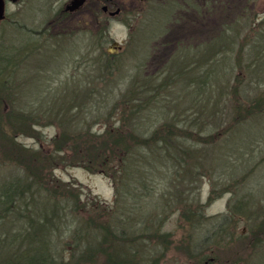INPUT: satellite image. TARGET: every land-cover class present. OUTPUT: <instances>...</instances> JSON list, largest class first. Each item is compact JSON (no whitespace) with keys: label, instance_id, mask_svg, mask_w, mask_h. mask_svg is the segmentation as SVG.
<instances>
[{"label":"rangeland","instance_id":"1","mask_svg":"<svg viewBox=\"0 0 264 264\" xmlns=\"http://www.w3.org/2000/svg\"><path fill=\"white\" fill-rule=\"evenodd\" d=\"M69 1L6 0L0 27V147L8 148L3 134L18 133L17 143L36 151L43 144L51 153L54 139L70 125L103 134L128 131L140 120L138 132L146 142L130 156L135 162L127 163L124 180L130 166L136 177L128 180L123 209L116 214L133 237L132 247L146 255L143 261L264 264V107L239 114L233 107L236 100L247 105L264 94V0H105L113 11L122 9L108 25L97 20V1L90 0L62 23L49 24ZM16 50L29 52L21 56L13 54ZM14 61L21 86L10 78ZM211 68L218 82L208 97L200 80ZM142 88H149L143 97L151 102L130 113L125 97ZM215 95L219 100L209 102ZM11 109L42 113V143L32 131L24 133L25 120L9 123ZM114 135L104 138L111 143ZM189 147L201 159L199 167L170 157ZM71 149L60 155V163H41L44 180L35 189L66 185L70 191L60 201L72 216L95 198L113 205L110 174L86 169ZM5 163L0 161V180L23 174ZM63 223L55 239L68 250L77 224Z\"/></svg>","mask_w":264,"mask_h":264},{"label":"trees","instance_id":"2","mask_svg":"<svg viewBox=\"0 0 264 264\" xmlns=\"http://www.w3.org/2000/svg\"><path fill=\"white\" fill-rule=\"evenodd\" d=\"M61 12L62 10L52 19L55 20L52 25L63 22L60 19ZM224 45L222 48H225ZM212 48L214 47L211 46L208 49V54L213 52ZM208 59L210 60V57ZM211 69L208 70L206 77L200 80L201 85L205 83L207 86L206 95L208 97L214 94L213 82H218L216 71ZM193 79L196 80L194 77ZM257 85V88H260L259 85L261 84L258 83ZM145 89L148 90L149 88ZM145 89H135L128 93L124 101L127 106L126 110L133 114L134 112L139 113L142 110V105L151 102L143 97ZM240 89L239 86L234 88L235 91ZM213 97L208 101L216 103V95L214 99ZM235 103L233 107H235L237 114L241 111L250 113L264 107V94L263 96L257 94L254 100L247 102V105H243L239 100H236ZM54 107L56 111V106ZM9 112L8 117L11 124L14 123V120L24 119L23 116L19 115H22L23 112L17 111V109L16 111L11 109ZM58 120L63 121V114L62 118ZM139 122L140 120L136 122L134 119L128 131L108 129L103 134L92 130H78L77 127L70 125L67 130H63L61 135L54 139L57 145H54L55 148L51 153L43 151V144L36 151L27 145L17 143L16 137L9 135L10 133L3 134L2 140L5 141L8 148L5 150V146L0 147L2 150L0 161L5 159V164L22 169L23 174L14 172L0 180V264H150L143 261L146 255L141 251L142 249L140 250V247H132L135 243L133 237L127 236L128 231L123 228L121 218L116 214V211L123 209L126 186L130 188L131 178L136 177H131V173H135V169L130 166L127 179L124 180L127 163L130 162L132 165L135 162L132 161L131 163L133 157L130 156L136 152L140 143L146 142L143 141L138 132L137 125ZM76 125L74 124V126ZM36 134L38 133L32 132V135L38 137L42 143L45 135L43 132L39 135ZM112 134L115 137L114 134L118 136L117 138L114 137L113 140L111 139L112 142L110 143L104 137H111ZM162 140L166 145H172L171 139L162 138ZM176 144L175 147L181 149L180 141H176ZM70 147L78 162L86 169L96 172L100 167L101 171L105 169L110 174L115 185L116 200L113 205L108 206V204L95 198L88 208L80 205L81 209L79 208L78 212L72 216L70 213H66L70 208L65 206V202L60 201V198L65 196L62 193L70 191L66 185H57L55 189L51 190L44 189L42 186L35 189L34 185H39L44 180L42 176L45 175V170L41 163L50 165L55 161H57L56 163L62 162L60 155H68V148ZM188 149H182V152L177 153V155L170 153V157L173 156V160L175 159L179 163L183 158L191 165L199 167L201 159L197 157L192 147ZM142 159L147 161V157ZM35 196L41 198L45 196V199L40 198L41 200H39ZM238 208L245 212V207L238 206ZM188 212L191 215L194 214L195 210L191 209ZM188 217L189 219L192 218ZM69 220H72L77 226L73 228L71 235L73 244L68 243L72 246L68 248L69 255L67 256L68 250L59 247V237L62 234L61 230L64 229L63 222ZM224 220L226 222V218ZM55 236L59 237L55 239ZM208 261L210 264H218L217 258H210ZM154 264L156 263L154 262Z\"/></svg>","mask_w":264,"mask_h":264},{"label":"flooded vegetation","instance_id":"3","mask_svg":"<svg viewBox=\"0 0 264 264\" xmlns=\"http://www.w3.org/2000/svg\"><path fill=\"white\" fill-rule=\"evenodd\" d=\"M71 1V0H70ZM69 1V2H70ZM90 0H86V2L84 3V5L85 4H87L88 2H89ZM97 1V8H98V11H99V13H98V17H97V20L100 22L101 20H102V24H105V25H108L109 24V22H110V19L109 18H111V17H113V16H118L120 13H121V11H122V9L120 8V7H116V9L113 11V9H112V7L110 6V5H108L107 4V2L105 1V0H96ZM68 2V3H69ZM67 3V4H68ZM66 4V5H67ZM66 5H65V7L62 9V12H61V21H64V20H66L68 17H70V16H72V15H75L77 12H79L81 9H82V7H84V5L80 8V9H78V10H76V11H67L66 10ZM119 11L118 13H116V14H114V12L115 11ZM108 16V17H107ZM102 17V18H101ZM6 20V12H5V18L1 21V24H0V27H1V25H2V23L4 22ZM55 20H51L49 23L50 24H52L53 22H54ZM29 51H26V50H16V51H13V54H15V53H17L18 55H24V54H26V53H28ZM27 57V56H26ZM15 58V56H13V59ZM16 59V58H15ZM13 64L14 65H12V67H13V69H14V71H13V73L10 75V78L13 80V84H15V83H17L16 81H19V83L17 84V85H19V86H21V84L23 83L21 80H17V78H16V69H18V67H17V61H14L13 62ZM21 81V82H20ZM17 87V86H16ZM17 89H18V87H17ZM20 116H23L24 117V119H25V121H24V123H25V125H26V130H24V133H26L27 132V134L29 135L30 134V132L32 131V132H35V133H38V134H42V120H43V118H42V113L41 114H39V116H37V112H30V111H26V112H23V114L21 115V114H19ZM23 119V120H24ZM38 127L40 128V129H38ZM15 137L17 138L18 137V133H16L15 134Z\"/></svg>","mask_w":264,"mask_h":264},{"label":"water","instance_id":"4","mask_svg":"<svg viewBox=\"0 0 264 264\" xmlns=\"http://www.w3.org/2000/svg\"><path fill=\"white\" fill-rule=\"evenodd\" d=\"M86 0H71L67 5H66V10L67 11H76L80 9ZM5 12H6V0H0V24L1 21L5 18ZM119 11H115L114 14L118 13Z\"/></svg>","mask_w":264,"mask_h":264}]
</instances>
